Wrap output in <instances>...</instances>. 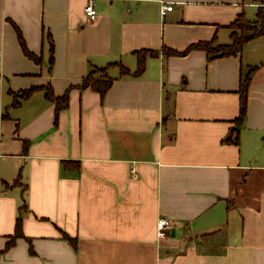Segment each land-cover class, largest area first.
<instances>
[{"label":"crops","instance_id":"0c3cea01","mask_svg":"<svg viewBox=\"0 0 264 264\" xmlns=\"http://www.w3.org/2000/svg\"><path fill=\"white\" fill-rule=\"evenodd\" d=\"M93 1L89 21V0H0V264H264V36L213 60L161 52L228 43L227 26L257 4ZM164 5L173 10L162 15ZM140 49L160 52L135 76ZM255 66L239 144L225 143L241 75ZM105 67L114 82L101 100L80 85ZM49 83L69 91L57 117L42 90L15 105L17 92ZM221 201L223 225L190 237ZM19 217L24 237L9 245ZM161 218L173 224L164 238Z\"/></svg>","mask_w":264,"mask_h":264},{"label":"trees","instance_id":"16d2710c","mask_svg":"<svg viewBox=\"0 0 264 264\" xmlns=\"http://www.w3.org/2000/svg\"><path fill=\"white\" fill-rule=\"evenodd\" d=\"M245 1L257 4L258 6L257 13L254 19H249L243 12L237 17V19H235L230 25L227 26L231 30L230 42L220 43L218 41L217 36L215 35L211 40L199 41L197 43H193L182 51H178L170 47L163 46L161 52L163 53V55L170 57V56H186L193 50H203L207 53L209 60H213L221 57L237 56L241 54L246 43L253 40L254 38L264 36V0H245ZM13 25L17 32L19 44L25 56H27L29 59L33 60L37 64H40L42 62L41 57L37 56L35 53L29 50L25 38L22 34V31L15 23H13ZM51 44L53 46L52 42ZM159 52H160L159 50H153V49L136 50L134 54L136 55L137 58V68L133 72V74L135 76H140L141 74H143L146 69L147 58L149 56H158ZM53 58H54L53 53H51L50 56L51 64L53 63ZM120 67H121V75L130 74V71L128 69L124 68L122 65ZM258 67L259 66L251 67L248 69V71L245 74L241 75L240 87L238 91L240 97L239 115L233 121V127L231 133L227 138L224 139L225 143L236 144V145L239 144L240 131L243 124L245 123L247 116L249 87L251 85L253 75L258 69ZM107 71H108V67L91 69L87 73V75L82 79L80 88L93 89L99 94L101 100H103L114 82V78L109 76ZM37 90L44 91L45 98L49 102L55 104L56 117L58 116L59 112L68 108L69 91H66V93L62 96H57L55 95L53 87L51 86L50 83L46 86L32 87L30 89H25L17 92L16 95H18L19 93L20 95L16 96L17 102L15 103V105H19L22 100L28 99L33 94V92ZM3 116L6 117V115ZM26 150L27 147L25 148V151ZM19 178L17 179V181L20 180ZM19 237H24L22 230V221L20 217L18 218L16 224L15 234L10 238L9 245L12 244ZM64 238L68 240L74 247L77 246L76 238L70 237L67 234H64ZM31 250L33 251L32 248Z\"/></svg>","mask_w":264,"mask_h":264},{"label":"water","instance_id":"95a60500","mask_svg":"<svg viewBox=\"0 0 264 264\" xmlns=\"http://www.w3.org/2000/svg\"><path fill=\"white\" fill-rule=\"evenodd\" d=\"M226 203L221 201L213 208L205 212L199 218L194 220L187 228L190 237L193 234L201 233L212 228H217L225 222Z\"/></svg>","mask_w":264,"mask_h":264},{"label":"built area","instance_id":"2783aa9c","mask_svg":"<svg viewBox=\"0 0 264 264\" xmlns=\"http://www.w3.org/2000/svg\"><path fill=\"white\" fill-rule=\"evenodd\" d=\"M173 10V5H164L161 9L162 15H164L168 11ZM85 13L89 21H94L98 17V11L94 5L93 0H89L85 7ZM132 173L136 176L137 173L134 169H132ZM173 228V224L170 223L167 219L161 218L158 223V236L161 238L167 237L169 235L170 230Z\"/></svg>","mask_w":264,"mask_h":264},{"label":"rangeland","instance_id":"374dc122","mask_svg":"<svg viewBox=\"0 0 264 264\" xmlns=\"http://www.w3.org/2000/svg\"><path fill=\"white\" fill-rule=\"evenodd\" d=\"M255 17V16H254ZM254 17H252V19H254Z\"/></svg>","mask_w":264,"mask_h":264}]
</instances>
